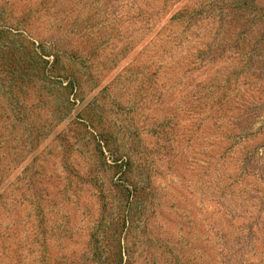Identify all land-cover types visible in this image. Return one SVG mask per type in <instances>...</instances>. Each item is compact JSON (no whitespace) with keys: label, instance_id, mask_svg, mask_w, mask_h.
Wrapping results in <instances>:
<instances>
[{"label":"trees","instance_id":"16d2710c","mask_svg":"<svg viewBox=\"0 0 264 264\" xmlns=\"http://www.w3.org/2000/svg\"><path fill=\"white\" fill-rule=\"evenodd\" d=\"M13 2L18 16L0 4V264H253L258 226L233 214L264 186V79L245 33L219 80L200 57L175 60L168 37L194 15L163 20L168 0ZM230 7L264 31V8ZM183 164L202 181L187 210Z\"/></svg>","mask_w":264,"mask_h":264},{"label":"rangeland","instance_id":"374dc122","mask_svg":"<svg viewBox=\"0 0 264 264\" xmlns=\"http://www.w3.org/2000/svg\"><path fill=\"white\" fill-rule=\"evenodd\" d=\"M237 0H168L167 7L170 9L168 14L164 17L163 20L171 19L172 14L174 12H180L181 9L183 12L191 11L194 16L191 17V20L185 21L184 24H188L186 30L181 28V25H175L176 31H173V37H168V40L172 43L181 42L180 48L176 50L177 54H175V60L183 59L185 63H188L189 60L193 59L195 56L200 57V60L207 63V74L211 77H217L219 80H222L224 76L227 79L231 77L230 70L232 64H235L233 60V54L236 52V44L235 37H238L239 33L242 31L245 33L244 40L246 44H250L249 51L254 54L253 59V68L252 70L258 75L260 78L264 79V31L260 29V25L257 22V18L250 19L243 17L239 14V11H234L232 7H230ZM249 4V8L252 6H256L257 8H264V0H247ZM4 3L7 5L3 10L6 13L11 14V10H13L14 14L18 16L19 10L22 7V3L6 2L5 0H0V4L3 6ZM236 4V3H235ZM257 14V13H256ZM7 22H12V17H6ZM52 21H55L54 14L51 15ZM57 18V16H56ZM14 20V19H13ZM50 22V21H49ZM115 37L118 39L117 46L122 45L121 42V31L119 29L115 33ZM183 42V43H182ZM252 42V43H251ZM115 43V44H116ZM138 52V49L136 50ZM132 55V54H131ZM190 56V58H189ZM263 62V63H262ZM124 64V63H123ZM163 78H167L164 76ZM191 80V79H189ZM203 80V78H202ZM197 81H194V83ZM189 84V81H188ZM182 99V100H181ZM180 102H185L186 98L180 97L177 100ZM176 101V102H177ZM230 107L233 105L234 101H230ZM228 113V109L226 110ZM230 116L229 114L227 115ZM140 118V114L137 116ZM140 122V121H139ZM188 123V122H187ZM184 126V121L179 123L180 130ZM205 133V131L203 130ZM180 133V132H179ZM181 134V133H180ZM148 138L151 139V143L154 144L156 138L152 135V132H148L145 134ZM169 144L164 145V162L167 163V160H178L181 159L179 156L176 158L170 159V156L173 155L178 150H188L192 147L191 144H187L185 140L180 141L177 146L173 144L174 149L168 150ZM172 145V144H171ZM153 146V145H152ZM156 147V145H154ZM191 146V147H190ZM196 148H202V146L197 145ZM155 150V148L151 149ZM168 158V159H166ZM185 161H187V157H184ZM160 166V163L158 164ZM165 166V163L164 165ZM182 169L184 172V180L183 183L178 190L180 192V198L185 201L184 208L187 210V205L195 204V200L198 199L201 194H198L196 191L200 190L199 182H202L199 176L197 175V171H191L189 169L188 164H183ZM260 184L255 185L258 187L257 193L254 194V198L252 201H249L243 205L242 208H238L234 214V221H239V219L244 217H251V224L258 226L256 231L253 232L251 236V241L248 243V251H250V256L253 264H264V204L260 206V197L264 196V186H259ZM202 193V190H200ZM194 193L193 196L189 197V193ZM236 197L239 196L238 193H234ZM231 197H233L231 195ZM169 198H167L168 202ZM227 200V199H226ZM186 201L188 203H186ZM225 206L224 200H220ZM237 204L239 201L237 200ZM181 218L186 216L185 213H179ZM239 217V218H238ZM223 218V216H222ZM219 218V224L224 228H227L228 222H223V219ZM231 219V218H230ZM188 221V220H186ZM76 227H79V222L75 223ZM79 229L74 228L75 237L73 240L76 242H80L82 244L85 240L82 237V234H78ZM181 241L185 244L186 241L183 239L182 235H179ZM241 236L234 237L235 240L241 239ZM247 249V248H246ZM245 249V250H246Z\"/></svg>","mask_w":264,"mask_h":264}]
</instances>
